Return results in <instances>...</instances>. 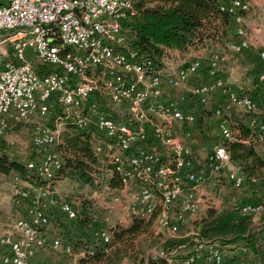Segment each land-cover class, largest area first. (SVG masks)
Segmentation results:
<instances>
[{"label":"built area","instance_id":"2783aa9c","mask_svg":"<svg viewBox=\"0 0 264 264\" xmlns=\"http://www.w3.org/2000/svg\"><path fill=\"white\" fill-rule=\"evenodd\" d=\"M136 1L9 0L0 6V157L4 144H15L7 138L14 125L23 123L31 129L28 154L19 160L27 173L10 174L14 199L25 204L28 212L0 227V264H30L47 247L61 250L69 259L67 264H78L84 256L75 254L73 246L59 237H49L47 228L57 209L65 221L78 218L71 203L59 205L52 184L65 169L58 148L68 145L66 134L89 129L95 133L93 159H86L88 168L104 173L101 177L89 169L86 175L99 185L105 174L107 188L120 194L113 197V203L122 204L125 198L122 213L131 220L152 222L162 242L187 239L186 244L160 254L166 264H248L246 248L234 247L231 253L205 241L195 223L209 210L224 208L204 188L213 177L223 173L236 190L246 183L228 148L235 142L250 143L235 129L234 113L251 115L249 126L264 144V106L255 97L264 91V45L248 27L252 0H217L235 26L225 50L241 53L261 47L256 90L251 93L231 87L219 65L223 61L220 52L213 54L207 66L205 57L187 65L169 61L166 57L177 50L166 49L156 61L142 57L133 47L134 34L121 22L136 13ZM260 14L258 30L263 32L264 15ZM39 66L44 75L39 74ZM203 76L206 81L193 82ZM166 89H185L189 99L202 105L221 102L215 116L222 142L212 144L205 169L188 142L190 129L198 121V106L194 103L192 110L188 99L168 97ZM55 106L61 111L50 125ZM177 129L185 130V135H178ZM115 177L120 188L111 185ZM233 208L258 216L264 212V201L236 203ZM184 227L190 230L185 232ZM99 236L104 243L111 242L109 231Z\"/></svg>","mask_w":264,"mask_h":264},{"label":"trees","instance_id":"16d2710c","mask_svg":"<svg viewBox=\"0 0 264 264\" xmlns=\"http://www.w3.org/2000/svg\"><path fill=\"white\" fill-rule=\"evenodd\" d=\"M7 0H0V6ZM217 0H137L136 13L133 16L122 19V25L135 36L133 47L137 49L142 57L156 61L161 59L166 49L188 51L191 48L207 49L211 53H218L220 45L232 38L235 26L231 18L222 13ZM158 62V61H157ZM39 74L44 75V68L39 66ZM208 69L203 72L207 76ZM221 102L209 106L200 104L196 109L198 121L190 130L193 132L189 139L191 149L193 140L200 142L216 141L222 138L217 131L215 110ZM55 106L50 115L49 124H53L55 114L60 112ZM238 113H243L239 112ZM238 113H234L235 120L238 121L236 127L240 130L245 139L250 143L245 144L235 142L229 144L232 159L237 163L246 178V187L252 191L264 190V153L257 150V145L264 147V144L256 139L257 131L253 130L246 120L251 115L245 113V120ZM18 125V124H17ZM95 130L77 131L68 140L65 149L67 154H72L73 158L65 159V172L71 177L83 180L88 177L85 173L89 167L86 159H93L92 138ZM193 151V150H192ZM205 163V162H204ZM204 163L201 167L205 169ZM200 167V169H201ZM199 169V171H200ZM0 172L10 175L17 172L22 176L27 173L26 166L19 160L10 158L3 153L0 157ZM223 178L232 186L229 179L222 173L213 177L206 187L210 189L221 188ZM256 182L252 183L251 180ZM113 188H120L117 177L112 179ZM260 194V193H259ZM255 201L262 202L261 195ZM243 202V201H242ZM246 202V200L244 201ZM233 201L226 202L223 210H209L207 214L195 223V230L205 241L217 244L223 249L233 250V248L243 247L249 252L248 264H264V212L260 216V223H256V216L253 214H243L233 208ZM96 212L89 206H83L75 222L67 221L65 228V238L73 246L75 254L84 253L79 260V264H121L122 252L115 247L116 243L125 245L149 229L150 223L145 220L134 218L133 223L128 228L115 227L112 232L111 242L104 243L100 238V233L105 230V223L98 221ZM77 231V233H76ZM64 234V233H63ZM99 234V235H98ZM111 235V234H110ZM187 243V239L168 240L163 242L164 252L179 247ZM111 248L107 253L106 249ZM148 264H166L163 259H153Z\"/></svg>","mask_w":264,"mask_h":264},{"label":"rangeland","instance_id":"374dc122","mask_svg":"<svg viewBox=\"0 0 264 264\" xmlns=\"http://www.w3.org/2000/svg\"><path fill=\"white\" fill-rule=\"evenodd\" d=\"M255 37L257 38V35ZM131 39L133 38L131 37ZM7 47H8V44H7ZM223 50H225V48L222 45H220V49L218 51L222 52ZM226 54L228 53L227 52H225V54L219 53L220 58L224 57ZM212 56H213V53L211 52L210 54H207L208 60L206 62V66L210 63V59L212 58ZM166 58H168L169 61H172V60L177 61L176 56L168 55ZM194 59L195 58L193 56H190L189 61H192ZM219 65L222 67L223 62L220 61ZM208 68L209 66L206 67V69ZM233 69L235 70L234 76L238 77L239 79L243 78L244 75L246 74L243 69H236V67H233ZM223 75L226 77L225 74ZM166 94L168 97L173 96L176 100H179V101H181L183 97L182 96L183 92L181 89H178V90L166 89ZM193 103H196L197 106L200 105L195 99L192 100L188 98L187 104L190 107H192L191 105ZM262 103L264 105V100ZM209 106L211 105L208 104L205 107L210 108ZM192 110H193V107H192ZM238 114L240 115L242 119L244 120L246 119L245 113H238ZM233 116H236V115H233ZM235 122L236 120L234 121V123ZM23 129L29 130V132L31 131L28 125L20 123L18 125H14V127L11 129L9 133V136H11V139L15 142L14 145L6 144L7 149L15 146L12 150V154H14V156L10 157L12 159L21 160L22 158L25 157L24 150H21L17 146V142H16L17 140H22V141L31 140L30 136L29 138L28 137L23 138L20 136L18 132ZM235 129L239 130L236 126H235ZM75 132L76 131H70V133H67L66 141L70 139L71 134L75 135ZM177 134L184 136L185 130L177 129ZM192 135H193V132H192ZM220 142H222L221 139H218L216 141L211 140V141H208V143L207 142L203 143V142H200L199 139H194L192 148L194 147L195 148L192 149L193 153L200 162L204 163L205 158L212 144L214 145L215 143H220ZM189 145L191 144L189 143ZM65 146L58 148V150H61L60 152H62L64 158L66 159L68 155L64 149ZM257 150L260 151L261 153H264V147L261 145H257ZM101 165L102 164H100V166ZM104 165L107 166V168L109 167L107 163H104ZM89 169L90 168H87L86 170H89ZM90 170L92 171L96 170V173L99 176H101V174L104 173L94 168H91ZM2 174L3 173H0V177H4V175ZM102 180H103V183L98 185L93 181V179L89 177H85L83 180H79L78 178L71 177L70 175H68L67 172H65L64 174L61 175V177L58 180H56V182L52 184L56 191L54 192L53 197L59 202V205L62 202L71 203L78 211V214L81 211V208L83 206L87 205L91 207V209H93V212H96L95 216L97 220L105 223V230L109 231L111 236H113L110 229H113L115 227L116 228L117 227L128 228L132 225L133 220H131L130 218H127V222H122V220H120V218H122L121 214H123L121 211V207L125 206V202H124L125 198H123L124 201L122 202V204L113 203V197L115 195H120V194L118 191H112V189L107 188L106 185H107L108 179L105 177V174ZM4 183H5V186L3 187L0 186V203L1 204L9 202L13 196V194L9 191V190L12 191V176L7 175L6 179L4 180ZM206 186L207 185H204V188H206L208 193L214 194L216 201L217 202L220 201L222 204H225L226 202H229L230 200L233 201L234 203H243L245 200L248 202H251V200L255 201V198L259 199L258 195H261L262 196L261 199L264 200V190H262V192L252 191L251 189L247 187H246L247 191H245V189L243 190V188L236 190L234 187L232 188V186L227 182L225 178H223L221 188L210 189ZM3 205H4V209L0 206L1 208L0 221L6 220L5 221L6 224H10L12 219L13 220L16 219L15 216H17V213L14 212V209L11 208L10 206H7L5 204ZM260 216L261 215H258L255 218L257 224L260 223L259 222ZM65 220L66 219L64 215H62L60 210L57 209L56 213H54V215L50 219V225L47 228L49 237H52L53 235H55L59 237L63 241L64 244L69 242V241H66L67 239L65 238L66 233H65L64 227L67 226V221ZM145 223L146 224L150 223V224H147L149 225V229L147 231H142L139 236L133 239L132 242H128L125 245H123L122 243H116V245H114L115 247L121 250L122 252L121 260L122 261L129 262L131 264H144L145 261H151L153 259L155 260L156 258L160 259V254L164 252L162 248L163 236L156 231L152 222H145ZM183 230L187 232L190 230V228L184 227ZM38 254H40L39 256L41 257L43 262H46L45 264H67L69 261V259L65 256V254L61 250L55 251L50 247L40 249L38 251ZM80 259L81 258H79V260ZM79 260H78V264H79Z\"/></svg>","mask_w":264,"mask_h":264},{"label":"crops","instance_id":"0c3cea01","mask_svg":"<svg viewBox=\"0 0 264 264\" xmlns=\"http://www.w3.org/2000/svg\"><path fill=\"white\" fill-rule=\"evenodd\" d=\"M9 2V0L5 1L3 4L6 5ZM253 3V14L248 15V27L251 31L252 34L257 35V40L261 43V45H264V31H259V21H260V13L264 15V0H252ZM261 47H251L250 49L244 50L241 53H232L229 51L223 50L220 53L226 54L223 57V68L225 69L226 76L230 82L231 87L238 89L242 93H251L254 90H256V81L255 77L258 72L259 64L261 63V60L259 59V50ZM190 51V53H189ZM211 51L207 49H195L191 48L188 51H174L172 56L177 57V63L178 64H186L189 61L190 56H193L194 58H207V54H210ZM235 58V59H234ZM175 61V60H174ZM187 65V64H186ZM233 67H236V69H243L244 72L246 73L243 78L239 79L238 77H235V70ZM249 70V72H248ZM229 73V74H228ZM206 81L205 77H201L200 79H193V82H204ZM183 94L182 96L185 97V99H188V93L184 89H181ZM255 97L260 101V103L263 102L264 100V91L260 90L255 94ZM216 102H212L210 105H215ZM194 103L191 105L193 106ZM263 105V103H262ZM264 106V105H263ZM246 123H249L248 120L245 121ZM238 123V121H237ZM21 137H28L30 136L29 130L23 129L18 132ZM8 141L11 139V136H8ZM31 141V140H30ZM30 141H22L19 140L17 143V146L21 149L24 150L25 157L27 156V148L30 143ZM15 147V146H14ZM6 148V144L3 145L1 153L7 154L9 157L14 156L12 154L13 148ZM25 157L22 158L21 160L24 161ZM1 173V172H0ZM4 177H0V186H5L4 180L6 179L7 175L2 174ZM11 193L12 191L9 190ZM13 194V193H12ZM1 204V203H0ZM10 206L11 208L14 209V212L17 213L16 218L24 216L27 214L28 209L25 204H17L16 199H14V196H12V199L7 202V203H2L0 206L4 209V205ZM1 210V208H0ZM16 215V214H15ZM122 218L120 220L122 221H127V215L124 213L121 215ZM11 220V219H10ZM6 221V220H5ZM5 221H0V227H4L6 224ZM13 221V219H12ZM229 250V249H227ZM231 253L235 252L233 250H230ZM40 254H36V256L31 260L30 264H45L46 262H43L41 257L39 256ZM234 256V255H230ZM47 261V260H46Z\"/></svg>","mask_w":264,"mask_h":264}]
</instances>
